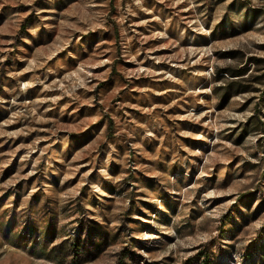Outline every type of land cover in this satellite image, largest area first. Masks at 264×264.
<instances>
[{
	"label": "rangeland",
	"instance_id": "1",
	"mask_svg": "<svg viewBox=\"0 0 264 264\" xmlns=\"http://www.w3.org/2000/svg\"><path fill=\"white\" fill-rule=\"evenodd\" d=\"M0 264H264V0H0Z\"/></svg>",
	"mask_w": 264,
	"mask_h": 264
}]
</instances>
